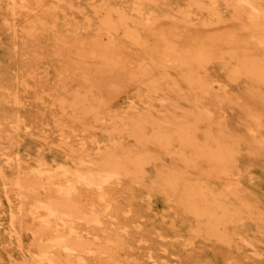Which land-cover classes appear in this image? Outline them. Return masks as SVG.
<instances>
[{"label": "bare ground", "instance_id": "6f19581e", "mask_svg": "<svg viewBox=\"0 0 264 264\" xmlns=\"http://www.w3.org/2000/svg\"><path fill=\"white\" fill-rule=\"evenodd\" d=\"M3 45L13 264L109 254L117 216L189 264H264V0H0Z\"/></svg>", "mask_w": 264, "mask_h": 264}, {"label": "rangeland", "instance_id": "374dc122", "mask_svg": "<svg viewBox=\"0 0 264 264\" xmlns=\"http://www.w3.org/2000/svg\"><path fill=\"white\" fill-rule=\"evenodd\" d=\"M12 53L6 46L0 48V64L9 66L13 65ZM1 108V107H0ZM2 115L0 116V122L4 121ZM7 125L3 123V126ZM1 191V185H0ZM7 208L6 206H0V220L7 224ZM115 220L112 224L110 221L109 229H119L122 235V242H116L113 244L112 251L108 254L95 252L94 254L87 255V264H148L153 256L154 259L160 264H189L186 260H181L173 252L167 253L162 249V243L155 233L154 225L152 222L143 221L140 216H133L128 220L120 219ZM121 221V222H120ZM116 223H119L116 225ZM76 225L83 229L93 230L94 227L88 226L87 223L77 221ZM107 228V229H108ZM97 229V228H95ZM124 229L127 231L124 232ZM98 236L102 240L109 242L110 240L117 239L116 234H108L104 236L101 232H97ZM8 235L3 233L0 229V264H13L16 259H21L22 255L19 253V249L15 246L9 245ZM125 250L126 254H120L119 250ZM10 252L13 254V258L9 257ZM65 254V253H64ZM79 257V254H75Z\"/></svg>", "mask_w": 264, "mask_h": 264}]
</instances>
